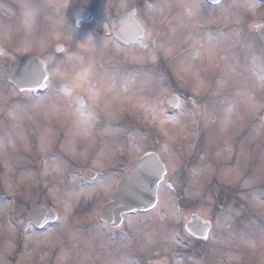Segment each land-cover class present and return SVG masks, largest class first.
I'll list each match as a JSON object with an SVG mask.
<instances>
[{"label": "rangeland", "instance_id": "obj_1", "mask_svg": "<svg viewBox=\"0 0 264 264\" xmlns=\"http://www.w3.org/2000/svg\"><path fill=\"white\" fill-rule=\"evenodd\" d=\"M64 1L68 9L79 0H61L62 5ZM91 1L104 2L97 4L92 28L110 33V20L120 5L117 0H83L89 9H93ZM153 1L143 13L150 37L130 49L118 44L113 35L99 34L92 40L71 28L63 29L59 20L50 32L40 29L33 0L0 2V44L19 61L45 56L53 81L59 82L58 88L52 82L45 95L21 96L6 83L12 65L0 61V264H264V243L259 241L264 207L253 201L254 194L264 203V107L253 111L241 104L224 130L218 119L227 101L240 91L251 89L258 102L264 101V89L258 86L264 33L243 32L250 21L248 15L261 19L258 13L264 14V0H224L223 7H212L203 0ZM244 4L258 5L255 14L243 6L231 7ZM161 25L168 26L172 55H160L153 63L148 54L161 44ZM229 35L232 39L221 42ZM210 36L217 61L210 63L205 53L193 61L191 72L182 71L181 62L199 54L201 45L207 48ZM60 40L67 43L70 55L60 57L53 52L47 56L51 42ZM107 62L119 68L145 66L140 68L144 73L122 77L119 72L136 70H107ZM160 64L170 77L159 78L154 68ZM221 77L228 83L217 95ZM93 85L101 87L94 89ZM96 91L99 95L94 97ZM177 91L186 98L169 114L163 100ZM73 93L86 96L88 104L93 101L97 114L75 109ZM214 110L217 122L208 123L203 113ZM82 117L88 118L87 135L78 134ZM122 117H131L136 125L150 124L160 133L143 128L144 132H133L130 137L117 134L112 123H121ZM149 135L161 143L159 156L169 172L176 174L173 178L169 174L164 187L160 186L155 210L126 217L124 226L113 234L101 227L99 209L112 200L127 166L144 151L154 149L152 141H144ZM98 158L103 159L101 167L95 166ZM185 162L190 165L184 167ZM91 167L110 178L107 189L92 190L81 172ZM183 169L185 180L179 179ZM246 181L250 182L247 186ZM213 182L237 190L240 210L233 201L219 207L221 201L226 202L227 192L213 191ZM167 184L172 191L165 188ZM179 187L183 191H175ZM81 191L84 194L71 200V211L65 214L67 194ZM178 195H182L181 207L175 204ZM7 196L16 203H9ZM52 203L58 223L43 231H22L29 210ZM193 215L213 225L206 245H198L180 230L181 219L188 221ZM249 238L257 240L256 247L242 243Z\"/></svg>", "mask_w": 264, "mask_h": 264}, {"label": "snow or ice", "instance_id": "obj_2", "mask_svg": "<svg viewBox=\"0 0 264 264\" xmlns=\"http://www.w3.org/2000/svg\"><path fill=\"white\" fill-rule=\"evenodd\" d=\"M216 2L217 4H220V0H216ZM238 6H243L247 8L249 12H252L253 14H255V8L258 5H255V4L231 5V7H238ZM25 7H28V6L25 5ZM221 7H223V5H221ZM227 10L228 9H225L226 12ZM237 23H239V20H237ZM262 26L264 25H255V27H262ZM126 30L129 32H135V28L131 26H129ZM236 35H239V33H236ZM230 39H232L231 35L225 36L224 40L221 42H227ZM197 43H199V41H197ZM200 48H201V51L199 54L193 55L190 58H187L181 62L182 71L191 72L193 68L195 67V64L193 63V61H195L196 59H200L201 56L204 55L205 53L210 63H215L217 61L218 53L216 51L215 46L211 45V36L209 37V46L205 48L203 45H201ZM148 55H149V58L152 60V62L155 63L160 55L171 56L172 48L171 47L165 48L163 44H160V45L155 46ZM225 58L226 57L224 56H219V59L221 60ZM133 59L136 60L137 58L133 57ZM253 59L255 60L256 58L253 57ZM40 68L42 69L43 66H40ZM260 68H261V72L258 78L259 79L258 86L264 89V59H261ZM226 69H228L227 65H226ZM228 70H231V69H228ZM197 76H198V73H197ZM227 83L228 81L224 79L223 77H221V79L217 82V93H216L217 95H219L220 90H222L225 87V85H227ZM17 87L21 91H39L40 89L51 90V81L47 75L46 70H40V69L34 68L24 74V76L21 78V82L17 84ZM98 87H101V86L93 85L94 89ZM197 87H200V85L198 84ZM66 94L70 95L71 93H66ZM97 95H99V92L98 91L94 92V97ZM241 104L249 107L253 111H255L257 107H264V101L258 102L255 93L251 89L248 91L238 92L235 98L227 101V105L223 108L221 114L219 115L218 119H219L220 127L222 130L226 129L232 124L233 118L237 114L238 108ZM171 106L181 107L177 97L172 98ZM52 110L54 112L57 110L55 105L52 106ZM203 119L207 121L208 123H216L217 114L215 110L212 112H204ZM87 124H88V118L82 117L80 122L77 124L78 134H84V135L88 134V128L86 127ZM165 135H167V133H165ZM165 150H167V148H165ZM102 164H103V159L98 158L95 166L101 167ZM142 164L147 165L149 169V174L155 176L157 180H160L162 177L168 176L166 166L163 165L160 162V160L157 159L156 156L152 153H149L147 155L146 159L142 161ZM59 170L60 169L57 168V171ZM109 179L110 178L108 176L101 175L99 172L95 173L94 175H92L91 181H90L92 185V190L95 191L97 187L107 189ZM249 183H250L249 181H246L245 186H247ZM171 187L172 185L169 184L168 188H171ZM143 190L145 192L154 191L153 189H150L147 184L143 186ZM83 194H84L83 191H81L80 193H75V194L73 193L67 194V196L65 197L66 202L64 205V209H63L65 214L71 211V200ZM253 201L256 204L260 205L261 207H264V203H261V201H257L254 194H253ZM149 202L152 203L151 201ZM124 207H125L124 205H121L119 210H117L115 206H113L112 208L104 209L103 218L105 219L106 222L101 227L104 229H111V228H116V227H120L121 225H123L124 220L122 217L128 216V212L124 211ZM127 207L130 208L133 212L136 210L135 207H133L132 205H127ZM152 207L156 208L157 204L152 203ZM145 210H147L146 205H145ZM49 215H51L50 212L46 214H43V213L38 214L33 219V223L38 224L40 227H43L44 222L49 218ZM57 219H59V217H57ZM129 223H131V220H129ZM204 224L206 228L208 225V221H205ZM193 231H200L202 233L204 229H201L199 225H195L193 226ZM208 238H209L208 236H204V239L207 240ZM259 241L264 243V230H261L259 234ZM242 243H244L248 247L254 248L256 247L257 240L249 238V239L243 240ZM122 264H127V262L124 261L122 262Z\"/></svg>", "mask_w": 264, "mask_h": 264}, {"label": "water", "instance_id": "obj_3", "mask_svg": "<svg viewBox=\"0 0 264 264\" xmlns=\"http://www.w3.org/2000/svg\"><path fill=\"white\" fill-rule=\"evenodd\" d=\"M211 1L214 3H217L216 0H211ZM73 15L77 20H85V21L91 20V15L87 11L78 10V11H75ZM119 23H120L119 25L120 30L118 33V37L122 42L127 43V44H133L142 36L141 28L133 19V13L121 18L119 20ZM129 26L135 28V32L127 31L126 29ZM57 51L59 52L60 49H58ZM0 52H1V49H0ZM40 66H43V68L41 69ZM34 68L45 70L43 63L39 59L30 58L26 60L24 63L15 67L9 73L8 79L19 91H21L17 87V84L21 82V78L24 76L26 72ZM40 90H43V89H40ZM172 107L176 108L174 106ZM147 155L139 159L134 164V166L131 168L128 175L118 184L117 192L114 197V201L103 206L100 209L99 215L101 217V220L104 223L106 222L105 219L103 218L104 209L112 208L113 206H115V208L119 210L120 206L124 205L125 206L124 211H127L128 214H134L137 212L147 213L154 209L152 207V203L157 204L158 188H159L160 183L163 181L164 177H162L160 180H157L155 176L149 174V169L147 165L142 164V161L146 159ZM154 155L156 156L157 159H159L156 154ZM88 177L91 178L92 175L89 173ZM145 184H147L149 188L153 189L154 191L145 192L143 190V186ZM149 201H151L152 203H150ZM127 205H132L133 207H135L136 210L133 212L130 208L127 207ZM145 205L147 206V210H145ZM49 212L51 213V215H49V218L44 222V226L50 222H54L57 219V217L55 213L52 211V209H44L41 207H35L27 215L25 229L30 224H33L37 228H43L44 226L40 227L38 224L33 223V219L38 214H42V213L46 214ZM195 225H199L201 229H204V231L202 233L200 231H193V226ZM210 229H211L210 223H208L207 227L205 228L204 222L196 216H193L191 218V221L187 225V230L189 231V233L198 239H204V236L208 235Z\"/></svg>", "mask_w": 264, "mask_h": 264}, {"label": "flooded vegetation", "instance_id": "obj_4", "mask_svg": "<svg viewBox=\"0 0 264 264\" xmlns=\"http://www.w3.org/2000/svg\"><path fill=\"white\" fill-rule=\"evenodd\" d=\"M148 1V0H143V1H131L128 2L125 0H117V3L120 5L121 9L118 12H115V18L117 17H121L127 13H130L132 11H135V19L136 21H138V23L140 24V26L144 29V37L143 39H145L146 37H148L149 35V28L145 26V24L143 23V13H146V8L148 7L149 9V4L152 2ZM224 1V0H222ZM156 2V1H153ZM102 4V2H98V1H92L91 4L93 5V8L97 9V4ZM104 3V2H103ZM33 9L36 15V19L35 22L37 25H40V29H44L49 31L52 26L54 25L56 20H60L63 19L62 22V27L63 29H65L67 27V17L69 15V9L71 10V8L66 9L65 7V1H64V5H62L61 0H33ZM87 6V5H86ZM85 6V3L83 2V0H79L76 2L75 6L72 8L71 12L73 10L76 9H87V7ZM111 5H107V7H109ZM71 12H70V19L71 21H68V23H72V26L75 28V31L81 32L83 34H87V28L85 29L86 26L89 25V23H76L75 21L72 20L71 18ZM96 13H94L95 15ZM142 16V18H141ZM145 17V15H144ZM149 20V19H148ZM93 22V21H92ZM255 25H264V17H261L260 20L258 21H253L251 22L250 26L253 29H256L257 31H263L264 32V26L262 27H255ZM161 44H163L165 46V48L168 47L169 44V34L167 29L165 28V25L161 26ZM50 32V31H49ZM114 32L116 33L115 29ZM59 42V43H57ZM57 42H51L50 44V49L46 52V55H53V52L56 51V48L59 46H62L64 48V50L60 53V54H56L57 56L63 57L68 55L69 50H66V44L63 41H57ZM139 43L135 44L134 46H130L131 47H135L138 46ZM127 47V46H124ZM10 55L8 52H2L1 56H0V61L2 62H8ZM45 57V56H44ZM43 58V57H42ZM46 61V60H45ZM50 81L52 83V78L50 76ZM88 104L87 101L85 102V106L83 108H81L82 110H86V114L88 113V108H87ZM123 123L120 124H115L112 123V125L114 126H118L119 128L122 129L123 133H127L130 132L132 130H134L136 127L135 125L132 124L131 118H128L127 120H125V118H123L122 120ZM98 126L99 125H95ZM123 137L125 136L124 134H122ZM101 175L102 173L99 172ZM170 189V188H169Z\"/></svg>", "mask_w": 264, "mask_h": 264}]
</instances>
